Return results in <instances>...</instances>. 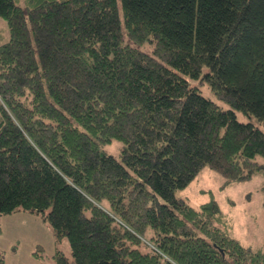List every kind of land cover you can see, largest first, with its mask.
<instances>
[{
	"label": "trees",
	"instance_id": "16d2710c",
	"mask_svg": "<svg viewBox=\"0 0 264 264\" xmlns=\"http://www.w3.org/2000/svg\"><path fill=\"white\" fill-rule=\"evenodd\" d=\"M120 6L0 0V217L50 228L53 254L31 252L44 263L264 264L214 200L176 196L204 167L228 182L264 172V131L235 113L264 126V0ZM114 140L117 158L102 150Z\"/></svg>",
	"mask_w": 264,
	"mask_h": 264
},
{
	"label": "rangeland",
	"instance_id": "374dc122",
	"mask_svg": "<svg viewBox=\"0 0 264 264\" xmlns=\"http://www.w3.org/2000/svg\"><path fill=\"white\" fill-rule=\"evenodd\" d=\"M117 1L119 11L121 12L120 0ZM120 16L121 23H123L122 14H120ZM8 39L9 29L6 20L0 16V45L8 41ZM137 46L141 50L150 53L154 43L146 41L137 44ZM190 84L191 86L198 87L202 95L217 102L224 109L228 107L224 102L218 99L215 93L209 88L208 84H202L201 81L197 79H190ZM235 113L238 120L242 122H252L264 131V126L258 123L254 116L249 117L240 111H235ZM121 146L122 144L120 142L114 140L109 144L102 145V150L105 154L117 158ZM258 160L263 165L264 170V157H259ZM176 196L184 199L193 207H199V205L204 202L214 200L219 209L229 218L230 224L228 231L230 235L244 246L258 248L264 244V172H256L245 180L228 182L217 171L204 167L187 187L176 191ZM43 228L46 232H50V230H48L50 228H48L46 224H44ZM26 232L35 233L34 229L29 228V225L25 227V233ZM2 234L4 236L5 233L3 232ZM27 242L32 243L31 241ZM48 248V244H45V249L48 250ZM60 248L69 254V245L66 240L61 242ZM45 255L51 256V254L46 251ZM46 264L48 263L46 262Z\"/></svg>",
	"mask_w": 264,
	"mask_h": 264
},
{
	"label": "crops",
	"instance_id": "0c3cea01",
	"mask_svg": "<svg viewBox=\"0 0 264 264\" xmlns=\"http://www.w3.org/2000/svg\"><path fill=\"white\" fill-rule=\"evenodd\" d=\"M26 225H29L30 229H34L35 233H25ZM43 226L44 224L39 218L26 213L19 212L1 217L0 251L5 252L4 264H46L31 255V251L39 244L49 254L52 255L54 252L52 236L48 231L46 232ZM3 232L5 233L4 236ZM27 241H31L32 243ZM45 244H48V250L45 249ZM15 245L17 246V251L12 253L11 248Z\"/></svg>",
	"mask_w": 264,
	"mask_h": 264
}]
</instances>
